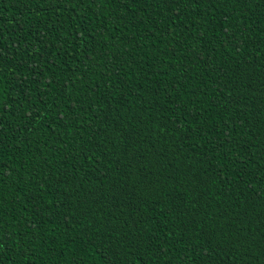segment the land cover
<instances>
[{
	"label": "trees",
	"instance_id": "trees-1",
	"mask_svg": "<svg viewBox=\"0 0 264 264\" xmlns=\"http://www.w3.org/2000/svg\"><path fill=\"white\" fill-rule=\"evenodd\" d=\"M0 264H264V0H0Z\"/></svg>",
	"mask_w": 264,
	"mask_h": 264
}]
</instances>
